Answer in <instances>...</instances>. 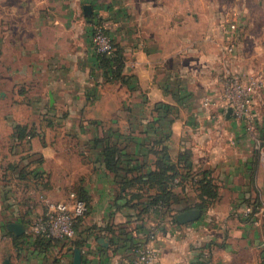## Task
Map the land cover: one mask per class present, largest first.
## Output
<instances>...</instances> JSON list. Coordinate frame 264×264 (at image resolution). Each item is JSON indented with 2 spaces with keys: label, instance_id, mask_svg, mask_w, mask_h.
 Wrapping results in <instances>:
<instances>
[{
  "label": "crops",
  "instance_id": "obj_1",
  "mask_svg": "<svg viewBox=\"0 0 264 264\" xmlns=\"http://www.w3.org/2000/svg\"><path fill=\"white\" fill-rule=\"evenodd\" d=\"M231 1L224 9L221 0H0L5 224L26 228L46 201L81 191L87 211L76 224L79 246L63 241L41 254L73 258L78 248L81 264H129L156 227L151 264H264V211L251 220L245 213L252 203L257 211L264 206V85L253 99L256 130L247 132L243 120L227 115L220 84L225 74L264 82V0ZM96 26L124 57L118 78L98 66ZM26 107L31 115L24 117ZM17 125L32 127L31 134L18 139ZM107 143L132 172L106 169ZM163 152L173 163L189 160V168L178 166L176 211L142 215L147 192L157 190L141 196L142 187L124 177L155 170ZM10 163L15 168L2 181ZM189 171L193 180L207 171L217 186L203 209L207 197L181 177ZM188 210H199V218L172 220Z\"/></svg>",
  "mask_w": 264,
  "mask_h": 264
},
{
  "label": "built area",
  "instance_id": "obj_2",
  "mask_svg": "<svg viewBox=\"0 0 264 264\" xmlns=\"http://www.w3.org/2000/svg\"><path fill=\"white\" fill-rule=\"evenodd\" d=\"M230 29H234V25H230ZM91 45L96 55H111L114 51L112 38L101 26H96L91 35ZM228 51H233V45L227 47ZM222 88V98L225 102V108L231 110L230 113L234 118L243 120L247 132L256 130L257 114L254 110L253 99L256 91L262 88L263 81L257 78L249 80L248 84H244L235 74H225L220 79ZM260 159L264 167V145L260 147ZM160 211L161 206L158 204L153 207ZM264 211V206L254 214L258 216V212ZM87 211L86 203L77 198L75 193H70L68 200L64 201H46L45 209L31 217L26 233L34 236H40L49 239H58L62 241H71L77 239L75 223L77 219L83 216ZM252 211L251 206L245 209L246 215ZM143 213H147L143 210ZM258 223L257 218L254 219ZM157 236V228L151 227L147 230V243L138 249L137 255L129 264H151L155 254L149 246V242Z\"/></svg>",
  "mask_w": 264,
  "mask_h": 264
},
{
  "label": "trees",
  "instance_id": "obj_3",
  "mask_svg": "<svg viewBox=\"0 0 264 264\" xmlns=\"http://www.w3.org/2000/svg\"><path fill=\"white\" fill-rule=\"evenodd\" d=\"M107 32V31H106ZM114 45V43H113ZM97 61L98 66L102 68L104 71V74L108 78H118L121 76L123 65H124V57L121 53V51L114 45V51L111 55L106 54H98L97 55ZM32 127L27 125H17V138L21 139L25 135H29L32 132ZM37 133V131H36ZM121 150L118 148L117 145L107 143L105 148L103 149V161L106 169L109 172H112L116 175H119L122 171L126 174L128 172H132V168H123L122 160H121ZM156 161V167L155 170L147 172V173H140L137 176L130 177L128 176L124 177V182L126 184H137L142 187L140 189L141 196H145V192H147V189L149 190L151 187H155L157 192L154 194H149L147 192L146 194V201L143 202L142 208L139 210V213L143 215V210L146 212L149 211V209H153L154 206L160 205L162 209H160L159 212L161 213H172L175 214L174 211H176L175 206H171L172 203H177V195L173 192V188L177 186V183H179L176 179L180 176L178 172V166L182 164L184 168H189L188 166V159L180 157L178 159V163L170 162L166 159V156L163 153H159V156L157 157ZM15 168V165L13 163H10L5 170H3V173L1 175L2 181L9 180L7 173L10 171H13ZM181 177L189 178L191 181H195V184L198 186V189L200 190L201 194L206 196L207 198L203 200L201 204L198 205V208L203 209L204 207L208 206L209 203L213 199L217 197V186L212 182L211 177L209 176V173L207 171H202V175L198 177L196 180H193L192 174H190V171L184 176L181 175ZM75 195L77 198L83 200L86 205V198L83 195V193L76 192ZM251 206V213L247 215L248 220H251L254 216V214L257 212L256 204L250 205ZM156 210V209H154ZM85 215V214H84ZM83 215V216H84ZM79 217L75 223V229L76 224L79 222V220L83 217ZM174 222H177L175 218L172 219ZM26 238L34 240L33 242L36 244V246L39 248L40 251H45L49 248L56 247L62 243H64L62 240L58 239H49L44 238L40 236H34L31 234H26ZM24 236V237H25ZM79 240H71L70 244L74 245L76 244L79 246Z\"/></svg>",
  "mask_w": 264,
  "mask_h": 264
},
{
  "label": "rangeland",
  "instance_id": "obj_4",
  "mask_svg": "<svg viewBox=\"0 0 264 264\" xmlns=\"http://www.w3.org/2000/svg\"><path fill=\"white\" fill-rule=\"evenodd\" d=\"M221 1L224 4L223 8L225 9L227 7V3L231 0ZM199 2L200 0H198V4ZM200 9L201 5H198V10ZM233 25V30H235L236 24L233 23ZM47 31L48 30L46 29V32ZM254 33L258 34L259 32L257 29H255ZM44 36L45 38H47L46 33ZM44 43H47V41H44ZM249 45H251V42L249 43ZM26 108L24 109V117H26L27 114H29V116L31 115V113H29L31 111L28 110L29 108ZM37 120L43 121L45 120V118L43 115H36V122ZM5 223L6 222L2 220L0 214V264H73L71 253L68 256H65V253L61 251L55 252L52 250L51 252H46V254H41L44 251L39 250V248L33 242L34 240L28 239L26 238V236H14L13 233L7 230Z\"/></svg>",
  "mask_w": 264,
  "mask_h": 264
},
{
  "label": "water",
  "instance_id": "obj_5",
  "mask_svg": "<svg viewBox=\"0 0 264 264\" xmlns=\"http://www.w3.org/2000/svg\"><path fill=\"white\" fill-rule=\"evenodd\" d=\"M84 11L86 15H91V8L90 6H84ZM231 110H227V115L230 114ZM200 211L199 210H188L182 212L175 216L177 222L180 224H186L187 222H191L196 218H199ZM7 229L10 232H13L16 235H22L26 232V228L23 224L17 222H11L6 225ZM73 264H81V252L78 248H74V257H73Z\"/></svg>",
  "mask_w": 264,
  "mask_h": 264
}]
</instances>
